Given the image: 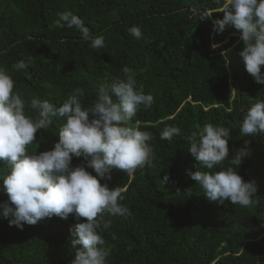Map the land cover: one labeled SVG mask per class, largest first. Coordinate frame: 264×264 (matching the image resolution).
Masks as SVG:
<instances>
[{
    "label": "trees",
    "instance_id": "1",
    "mask_svg": "<svg viewBox=\"0 0 264 264\" xmlns=\"http://www.w3.org/2000/svg\"><path fill=\"white\" fill-rule=\"evenodd\" d=\"M221 6L216 0H0V67L26 101L37 96L60 106L80 88L88 107L100 85L124 77L125 66L137 87L154 97L152 107L130 122L138 120L141 130L152 134V165L131 176L113 168L111 179L100 181L120 187V203L131 212L104 216L110 221L101 232L110 249L107 264H264V134L240 133L244 114L264 101V85L238 55L240 32L231 26L214 31L213 22L223 18ZM194 7L212 15L201 19ZM64 12L82 18L93 35L102 34L104 47L93 49L74 28H57ZM133 25L141 29L140 39L127 31ZM214 43L220 47L214 50ZM20 60L27 67L14 72L11 66ZM26 113L35 114L27 105ZM63 123L55 117L47 130H38L27 152L51 150ZM209 123L231 133L229 157L213 171L232 166L230 158L249 141L250 155L236 171L255 183L251 207L210 201L187 175L189 169L206 171L188 149L191 133ZM166 126L180 129L171 142L160 139ZM72 163L80 165L83 158ZM8 172L0 160V176ZM164 175L170 179L163 185ZM6 200L0 187V202ZM85 219L53 216L22 229L0 219V264H71L69 229Z\"/></svg>",
    "mask_w": 264,
    "mask_h": 264
},
{
    "label": "clouds",
    "instance_id": "2",
    "mask_svg": "<svg viewBox=\"0 0 264 264\" xmlns=\"http://www.w3.org/2000/svg\"><path fill=\"white\" fill-rule=\"evenodd\" d=\"M221 4L222 19L213 22L214 31L222 33L227 27L240 32L243 43L238 55L246 71L255 82L264 85V0H216ZM201 19L212 14L192 9ZM57 28L67 27L81 33L93 49L104 47L102 34L93 35L84 20L71 12L59 14ZM127 31L136 39L142 37L141 29L133 25ZM215 50L219 44H212ZM227 50L221 55L227 57ZM14 72L23 71V60L14 63ZM123 78H116L111 86L100 85L95 100L84 107V91L75 88L60 106L47 99L32 96L26 101L14 91L15 83L9 71L0 67V160L9 166L7 175L0 176L7 200L0 202V219L9 226L22 229L24 224L35 225L53 216L67 219L72 214L77 221L70 226L71 246L75 258L71 264H107L110 249L104 247L101 235L110 227L105 214L129 216L123 200L122 189L109 188L101 179H111L113 168L133 175L137 169L152 165L154 155L149 141L152 134L142 131L137 120L130 125L140 110H148L154 103L151 94L137 87L134 72L125 66ZM26 105L35 113H26ZM63 118L58 141L51 150L29 154L27 146L36 140L38 130H47L53 118ZM180 129L166 126L160 132L161 140L171 142ZM240 133L244 136L264 134V101H257L243 116ZM230 129L206 124L189 137L188 152L206 171L186 170L197 182L210 201L251 207L256 203V186L237 174L236 168L250 155L249 141L230 158L232 166L221 167L229 157ZM83 158V163L73 166V158ZM235 166V167H233ZM87 169H92L95 175ZM164 175L163 185L169 182Z\"/></svg>",
    "mask_w": 264,
    "mask_h": 264
}]
</instances>
